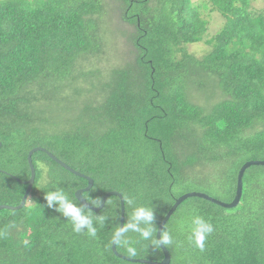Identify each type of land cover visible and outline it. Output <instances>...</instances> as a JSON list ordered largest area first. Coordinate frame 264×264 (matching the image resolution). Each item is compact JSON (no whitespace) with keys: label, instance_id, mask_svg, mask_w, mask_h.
<instances>
[{"label":"trees","instance_id":"1","mask_svg":"<svg viewBox=\"0 0 264 264\" xmlns=\"http://www.w3.org/2000/svg\"><path fill=\"white\" fill-rule=\"evenodd\" d=\"M121 1L135 51L102 80L99 70L79 71L103 52L101 0H0V206L20 205L31 178L28 154L44 148L92 179L83 194L91 206L110 192L121 194L124 226L135 207L152 208L157 238L181 196L200 192L232 203L241 168L264 161V8L255 10V0ZM201 8L224 16L210 39ZM203 41L211 47L202 57L188 50ZM79 77L99 84L76 91L90 100L68 118L65 93ZM33 164L26 206L0 212V264H142L112 250L118 197L110 196L101 211L86 209L107 218L95 224V237L75 233L44 197L61 189L80 205L76 192L88 181L42 151ZM197 215L214 228L204 251L189 240ZM163 232L174 239L165 246L170 264H264V166L245 172L236 208L189 198ZM126 237L137 255L117 243L120 255L163 261L161 247L137 233Z\"/></svg>","mask_w":264,"mask_h":264},{"label":"rangeland","instance_id":"2","mask_svg":"<svg viewBox=\"0 0 264 264\" xmlns=\"http://www.w3.org/2000/svg\"><path fill=\"white\" fill-rule=\"evenodd\" d=\"M102 6L104 9V13L100 18V27L99 31L101 32V43L102 47V55L89 58L83 61L82 67L79 68V71L82 73L88 72H97L100 71V75L103 78L102 80L107 79L109 74V70L111 68L127 65L132 61L131 51H135L132 44H130V34L133 29L130 25L122 21L121 15L123 11V3L121 0H101ZM201 0L195 1L196 5L200 4ZM253 7L255 10H261L264 8V0H255L253 2ZM204 8H201L203 19L207 21V37L206 39L212 38L217 31H219L224 25V16H222L218 12H208L204 11ZM125 12V9H124ZM210 45L203 41L198 44H193L188 46V50L197 57H202L207 51L210 50ZM81 74V72H78ZM84 81H87L83 77H79L78 81L74 82V86H71L72 89H67L65 95L66 101L63 104L65 108L66 117L74 116L78 117L82 112V109L85 107V103H87L90 99L83 94H77V90L85 89L89 90L92 88V85H98L99 81L90 82V84H86ZM98 82V83H97ZM105 82V81H104ZM86 84V85H85ZM84 85V87H83ZM76 89V90H75ZM90 96V95H89ZM195 101V100H194ZM198 104L202 105L204 99L198 98ZM197 101L194 103L197 104ZM70 112V114H69ZM56 116L59 118L60 114L56 113ZM62 116V115H61ZM69 118V117H68ZM49 130V126H47Z\"/></svg>","mask_w":264,"mask_h":264},{"label":"clouds","instance_id":"3","mask_svg":"<svg viewBox=\"0 0 264 264\" xmlns=\"http://www.w3.org/2000/svg\"><path fill=\"white\" fill-rule=\"evenodd\" d=\"M45 200L47 207L53 208L56 212L60 213L63 217L70 220L72 230L75 233H81L86 230L87 234L95 237L97 234V227L95 224H103L107 219L104 216L93 217L90 213L86 212L87 204L77 205L69 199L68 195L61 189L55 191H48L45 193ZM98 203V201H97ZM131 205L133 201L128 200ZM155 213L152 208L139 206L135 207L127 224L116 231L113 236V242L119 243L126 248L130 256H136L137 250L131 246L130 240L126 237V233H137L140 239L149 241L155 248L160 245H172L174 243L173 236L169 232H162L160 238L154 236L155 233ZM190 233L189 240L200 251L205 249V240L209 234L214 231L213 225L206 221L201 216H194L191 224L189 225Z\"/></svg>","mask_w":264,"mask_h":264},{"label":"water","instance_id":"4","mask_svg":"<svg viewBox=\"0 0 264 264\" xmlns=\"http://www.w3.org/2000/svg\"><path fill=\"white\" fill-rule=\"evenodd\" d=\"M1 142H0V149H1ZM44 152L46 153V155H48L50 158H52L55 162H57L58 164H60L62 167H64L65 169H67L68 171H70L71 173L75 174L76 176H79L83 179H86L88 181V186L84 189L78 190L76 192V198L78 199V201L81 204H87L88 208L91 210H95V211H101L106 204L107 199L110 196H116L120 199L121 201V222H120V228L124 227V223H125V201L124 198L121 194L117 193V192H110L108 193L101 205L99 207H93L91 206L89 203H87V201L84 199L83 194L89 192L92 188H93V181L91 178L73 170L72 168H70L68 165H66L64 162L60 161L56 156H54L52 153H50L48 150L44 149V148H35L33 150H31L28 154V162H29V166H30V170H31V178L28 182V187L27 190L25 192V195L23 196L21 203L19 206H0V212L2 210H11V211H18L21 210L22 208H24L27 204V200L28 197L33 189L34 183H35V178H36V170L33 164V156L35 153L37 152ZM251 166H264V161H251L246 163L240 170L239 174H238V180H237V190H236V196L233 200L232 203H225L223 201L214 199L212 197H210L207 194L204 193H200V192H191V193H187L183 196H181L179 199L176 200L174 206L171 208V210L169 211V213L166 215V217L164 218L163 222L161 223L158 232H157V239L160 238L161 233L163 232V229L165 227V225L167 224V222L169 221V219L172 217V215L175 213V211L177 210V208L184 203V201H187V199L189 198H193V197H197V198H201V199H205L207 201H210L216 205H219L221 207L227 208V209H232V208H236L242 198V193H243V177L245 172L247 171V169H249ZM117 243L113 242L112 244V250L114 251V253L116 255H118L120 258L125 259L127 261H131V262H135V263H142V264H170L171 263V257L170 254L168 252V250L166 249V247L164 245H160L161 249L163 250L164 253V259L162 262H150V261H146V260H137V259H131V258H127L125 256H122L118 253L117 251Z\"/></svg>","mask_w":264,"mask_h":264}]
</instances>
